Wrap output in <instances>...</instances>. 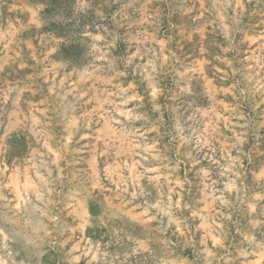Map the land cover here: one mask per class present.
<instances>
[{
    "label": "clouds",
    "instance_id": "obj_1",
    "mask_svg": "<svg viewBox=\"0 0 264 264\" xmlns=\"http://www.w3.org/2000/svg\"><path fill=\"white\" fill-rule=\"evenodd\" d=\"M26 2L32 19L25 16L15 30L10 25L0 50L12 52L8 59L19 57L21 64L38 53L41 76L52 71L74 87L57 88L48 98L45 110L51 115L42 117L39 128L33 117L13 119L15 108L6 126L0 121V173L12 161L11 177L0 176V264L264 262V194L245 191L244 160L252 161L245 145L253 120L242 111L245 104L254 113L260 109L254 125L258 148L264 128V0H224L223 5L213 0L212 9H205L217 14L205 23L219 22L226 41L220 57L226 65L223 74L212 60L189 61V54L164 46L174 39L163 30L165 19L175 27L171 17L177 10L163 11L173 0H160L152 11L151 0ZM194 10L192 0H183L178 9L181 16ZM189 18L201 20L200 15ZM237 34L259 41L256 54L247 57L254 63L226 55L235 50ZM205 65H211L208 80L201 71ZM101 81L116 82L108 90L114 99L107 110L95 103L92 86ZM224 88L233 99L221 119L232 135L218 148L214 141L223 133L213 117L217 92ZM87 136L100 142L99 152L91 141L80 143ZM69 137L73 146L64 143ZM49 143L65 163L63 175L45 151ZM81 152L103 154V164L113 171L115 165L108 163L113 155L139 159L135 167L121 160L118 179L103 168L96 179L86 168L75 167ZM25 166L44 177L33 176L38 193L16 179L17 168ZM194 190L198 196L186 199ZM233 211L245 219L243 226L232 221Z\"/></svg>",
    "mask_w": 264,
    "mask_h": 264
},
{
    "label": "rangeland",
    "instance_id": "obj_2",
    "mask_svg": "<svg viewBox=\"0 0 264 264\" xmlns=\"http://www.w3.org/2000/svg\"><path fill=\"white\" fill-rule=\"evenodd\" d=\"M216 2L220 5H223L224 0H216ZM160 3V0H151V3L148 4L149 11L155 10L156 6ZM183 0H173V2L167 5L163 11H168L169 8L176 9L171 17L172 24L175 27H171L168 23V19H165L163 24V30L168 34L174 37L171 45H164L165 47H172L174 50H177L179 53L189 54L187 59L190 61L194 57L203 58L205 61L212 60L215 64V67L223 71L226 69V65L222 62L220 57L225 55L221 52V49L226 46V41H224L223 37L220 35V26L219 22L216 24L213 23H205V21H209L210 19H216V13L213 10L212 12H205V9H212L213 0H192V3H195V10L189 15L181 16L178 9L180 8ZM187 7H191L192 4L189 3L186 5ZM245 11L247 9H244ZM227 14L230 16L232 14V9L229 8ZM200 15L201 20L197 23H193V21L189 18V16ZM28 16L29 19H32V13L30 10V6L27 4L26 0H0V38H2V33L7 32L9 26L11 25L12 29L15 30L20 23L23 22L24 17ZM225 23H228L227 21ZM197 24L199 27L197 28ZM193 29H197L193 31ZM135 30H133L134 32ZM19 33H17L18 35ZM186 37V38H183ZM11 38V37H10ZM243 41V42H241ZM259 41L249 40L247 37H242L237 34L234 39L235 50L227 53L226 55L236 60H244L246 63H254V61H248L247 57L250 55L256 54V49ZM163 44V41L161 42ZM161 45H157L160 47ZM2 48V45H0ZM13 55L12 52H7L0 50V121H3L5 126L9 121V116L13 111V108L16 109L17 115L13 117V119L23 120L26 116L33 117L36 121V126L39 128L44 120L42 117H49L51 113L46 111V106L50 105L51 101L48 98L55 96L57 88L63 89L65 87L72 88L74 87L73 82H65L61 75H55L52 71L48 72L46 76H41V73L44 72V65L37 63V60L40 59L39 54H35V58L29 54L28 58L25 60L24 64L20 63V58L18 57L16 62H13L8 57ZM26 65V66H25ZM234 67H240L239 64L234 63ZM51 67V66H49ZM211 65H205L201 67V71L204 79H211L212 72L207 70ZM212 71H215V68H212ZM239 78V77H237ZM115 81L104 82L101 81L97 86H92L96 95V106L101 108V110H107L111 107L108 101L114 99L108 92V90L112 89ZM213 83H218V81H213ZM79 91V89H76ZM199 91V88H197ZM71 99V98H69ZM217 99L219 100V107L213 117L216 121L219 122L220 131L223 133V136L217 138L214 143L217 147H220V142L225 137H230L232 135L224 125L227 123V120H222L221 117L227 115L228 105L232 101V93L227 89H220L217 92ZM91 109L92 104L87 106ZM264 108V105L261 106ZM242 111L249 115V117L253 120V125H250L249 128V138L248 143L245 145V150L250 151L252 155L251 163L248 162V159L245 158V191L249 194L261 193L264 194V177L260 175L262 167H264V128L260 129L259 136V146L257 145V137H256V129L254 125L257 121H259L260 117L257 113L260 109L254 113L251 111V106L249 104H245L242 107ZM235 123V121H233ZM52 122L49 121V127H51ZM94 125L90 124L89 128L91 129ZM95 127H99V125H95ZM59 131V129H57ZM11 135V134H10ZM97 135H100L97 132ZM150 135H154L151 133ZM79 137H77L78 139ZM23 139V138H22ZM91 141L96 146V151L100 150V142L93 140L92 136H87L85 139L81 140V144H87ZM65 144L69 146L74 145V139L69 137L65 139ZM163 143V142H161ZM79 146V145H75ZM157 147H161V145H157ZM45 151L48 152L49 157L56 161V164L59 165L61 172L60 175H63V169L65 167L64 161L61 159L60 154L57 152L56 147L49 143ZM207 151V149L205 150ZM235 155L236 153H231ZM171 156L172 153H169ZM105 156L103 154L96 155L92 152H81L78 154L77 160L75 161V167L78 169L86 168L89 173H93L96 179L100 178L99 169L103 168L108 172L112 173L113 179H118L119 177L115 175V173L119 172L120 169V161H124V165L135 167L134 161L139 159V157H127L122 155H113L111 159H109L108 163L111 165H115L114 171L112 169H108L107 166L103 164V160ZM6 168L4 173H0L2 175H8L11 177V167L12 161L9 159L6 162ZM204 164H207V161H204ZM188 167H192L189 165ZM198 167V166H197ZM184 167L182 166L179 175L183 176ZM23 172L21 176L20 173ZM255 173V175H253ZM57 173H54L56 175ZM36 176V179H43L42 175L34 172L33 169L25 166L23 169L17 168V177L16 179L25 185L26 188L29 189L30 192H39V185L35 183L33 180V176ZM190 178L193 177V173H189ZM215 178V177H214ZM32 182L29 184V182ZM107 183V181H105ZM145 185L146 181H142ZM169 187L173 188L171 178H169ZM218 189L222 188L223 185L219 184L216 186ZM149 191H153V196L155 195L154 190L150 187ZM235 195V194H234ZM198 196V193L193 192L191 196H186V199L193 200ZM264 203V201H262ZM135 211V210H133ZM224 211H228V209H224ZM137 218H139L137 216ZM232 221L238 223L240 226H243L246 221L241 216L239 211H233ZM228 230L231 232L232 236H235L234 224H228ZM260 233H257L259 238ZM202 238V237H201ZM231 239V237H230ZM238 239V238H237ZM210 246H211V242ZM185 254H190L186 252ZM260 264H264V262H260Z\"/></svg>",
    "mask_w": 264,
    "mask_h": 264
}]
</instances>
